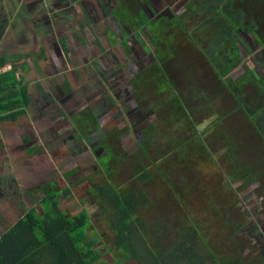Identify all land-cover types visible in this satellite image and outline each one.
Returning a JSON list of instances; mask_svg holds the SVG:
<instances>
[{"label":"rangeland","instance_id":"obj_1","mask_svg":"<svg viewBox=\"0 0 264 264\" xmlns=\"http://www.w3.org/2000/svg\"><path fill=\"white\" fill-rule=\"evenodd\" d=\"M0 1V12L1 8L9 12V9L13 7L8 2ZM47 3V0H42V5L40 2L42 12L45 11ZM132 3L134 5L135 0H132ZM37 7L34 4L31 5V12L21 11L24 23L19 19L9 23L11 29L14 26L17 30L14 28L10 31L9 27L7 29L8 20L0 21L2 24V27L0 25V46L9 48V45L18 43L25 45L16 46L18 52L32 50L34 52L38 41L44 48V39H50L51 42L52 37H56L55 33L51 32L55 29L56 14L47 13L48 11L42 14L41 8ZM35 15L38 19L36 17L35 21L29 20ZM47 17L51 21L50 24L47 23ZM143 27V24H139L131 29L132 32L138 31L134 34L140 46L132 42L135 50L140 54L153 52L158 61L157 64L150 63L142 67L143 72L134 76L133 79H128L127 82L134 89L133 95H138L146 99L151 106H155L156 118L153 125L158 131L156 141L147 146V155L139 151L134 139H129L126 135L123 140V128L118 127L121 122L120 116L114 115L112 123L115 127L106 131L102 140L108 153L104 158L96 161L100 165L99 175L90 177L88 180L94 185L109 182L122 189L140 186L151 198L153 204L150 209H145L142 213L146 220L154 221L155 219L156 221L161 218L160 221L167 223L173 233L183 222L186 223L185 226H190L186 212H192L199 231L216 258L239 259L241 264H264V144L259 137L261 135L264 137V129L260 128L258 129L260 132L256 131L250 122L251 117L246 113L245 115L241 109L242 106L239 107L228 91L219 85L214 70L206 62L205 58L211 52L215 35L183 33L182 30L172 33L171 30L168 31L170 33H155L157 40L150 47V42L139 36L140 29ZM75 35L79 38L78 42L86 40L84 33H75ZM112 35L114 34L110 33L109 36ZM87 37L89 38V34ZM63 38L67 43L71 37L66 40L65 36ZM124 38L127 39L126 34ZM111 48L109 46L110 51L107 54L110 60L112 58L110 54L114 53ZM92 51L96 54V50L92 49ZM101 51L103 52V48ZM202 51L205 53L203 54ZM7 56L11 58L12 54ZM23 56L25 59L32 60L26 70L20 68L18 74L25 72L27 82L31 83L33 97L35 94L36 99L44 97L42 82L35 81V78L45 79L44 69L40 66L41 62L36 60L35 56L25 54ZM116 56L118 60L112 58L111 61L124 63L122 56L117 54ZM16 65L19 68L21 63ZM34 83L38 85L37 89ZM90 85L95 90L92 82ZM246 90L255 91L251 86L246 87ZM250 98L252 103L256 104V108L264 109V95L250 96ZM36 99L34 97L28 108L29 117L23 118L25 122L17 120L11 125L8 123L0 125V140L5 139L6 143H10V146L17 151L18 145H21L19 139L22 137L19 132L27 134L21 128L35 121L32 133L37 139L35 141L39 139L42 141V162L40 158L32 156L24 159V152L21 153L24 151L22 145L19 153L12 151L14 157L9 163H6L7 158L0 159V174L5 175L3 170L12 169L17 163L24 164L28 170L35 167L34 165L42 167L40 170L35 167L37 170L30 171L32 175L15 174V182L9 181V177L0 179V210L12 220L26 213L31 205L36 206L37 211L42 213L39 199L36 198L43 195V190L38 188L42 184L36 186L35 179L38 176L47 175L50 171L55 174L53 177L56 179L57 190L62 189L64 181H67L68 186L73 187L70 195L61 196L62 208L68 213H75L82 208L88 209L94 216L92 229L103 236L98 247H101V252H106L105 247H111L113 243V234L102 217L98 215L100 206L96 198L85 191L83 180L80 181L81 174L76 172L62 179L63 172L70 162L66 157H62V153L66 150L59 142L62 132L58 130L59 128L57 129L55 118L52 124L53 118H50L48 113V121H42L44 109L42 98L40 102ZM246 105L248 106L247 101ZM247 106L246 108L250 107ZM74 116V124L86 125L88 118L85 113L77 112ZM42 123L46 127L42 126ZM134 126L140 131L145 129V117L138 118ZM197 130L201 131L203 140L198 138ZM159 132L161 133L158 134ZM92 134L100 135L94 125H91V131L87 133V136ZM175 136L179 137L180 141H186L185 150L190 154L187 159L182 158L181 152L176 151V146L170 144ZM40 146L41 144L36 142L27 146L26 150H38ZM229 146L235 148V157L237 156L238 161L243 162L242 168L237 170L239 172H234L229 164L234 163L229 158ZM208 151L211 155L206 153ZM61 157L62 160H60ZM51 163L55 165V169L50 170ZM245 164H249L251 172L258 175L252 178L253 184L249 188H244L245 178L241 179L242 172L248 171ZM142 165L146 167L153 179L136 178L135 175ZM66 171L68 172L69 169ZM161 172L166 175V178L160 175ZM10 177L12 179L13 175ZM239 225L242 229L238 231ZM109 257H111L110 254L106 253L103 260L110 263Z\"/></svg>","mask_w":264,"mask_h":264},{"label":"flooded vegetation","instance_id":"obj_2","mask_svg":"<svg viewBox=\"0 0 264 264\" xmlns=\"http://www.w3.org/2000/svg\"><path fill=\"white\" fill-rule=\"evenodd\" d=\"M2 1L13 6L9 12L5 8H1L0 12V18H2L0 21L8 20L7 29L9 27L10 31L15 27L12 26L11 29L9 23L14 22L15 19L24 23L21 11L31 12V5L36 4L37 8H41L42 14L46 11L56 14L55 29L51 31L56 37L53 36L51 42L50 39H44V48L39 41L38 45L35 44L37 49L34 52L33 50L18 52L16 46H25L18 43L9 45V48L0 46V56L8 57L7 54L10 56L12 54L11 58L8 57L10 61L8 66L2 71L18 67L16 63H21L18 70L20 68L26 70L23 66L25 64L28 66L32 59H25L24 54L35 56L36 60L41 62L40 66L44 69L45 79L35 78V81L42 82L44 97L37 96L36 99V94L34 97L39 102L42 98V108H44L42 121H48V118H43L48 113V116L53 118L52 124L55 118L57 129L59 128L58 130L62 132L59 142L66 149H63L62 157L70 160L62 179L79 172L82 176L80 181L83 180L87 194L96 186L91 184L88 178L100 173L98 170L100 165L96 161L104 158L108 153L102 140L106 131L115 127L112 123L114 115L120 116L121 122L118 127L123 128V140L126 135L129 139H134L139 151L155 143L158 132L153 125L156 118L155 106H151L146 99L133 95L134 89L127 82L128 79H133L134 76L142 73V67L150 63L157 64L158 61L153 52H143V54L136 52L133 43L139 45L137 36L134 34L138 31L132 32L131 29L139 24L144 25L140 29L139 36L146 38L150 42V47L157 40L155 33H170L168 31L171 30L172 33L182 30L183 33L215 35L211 52L206 55V62L214 70L219 85L228 91L232 100L239 107L240 103L243 104L241 109L244 114L247 101V107L250 106V113H252L249 115L250 122L256 131L260 132L258 129H264V109L256 108V104L252 103L250 98V96L264 95V0H135L136 5H133L132 0H47L46 9L43 12L40 6L42 0ZM108 16L109 19H107ZM36 17L38 19L35 15L29 20L35 21ZM47 23H51L49 17H47ZM0 25L2 27V24ZM75 33H84L86 40L78 42L79 38ZM110 33L114 35L109 36ZM125 34L127 39L124 38ZM63 36L65 40L68 37L73 40L70 38L69 42L65 43ZM109 46L114 50V55L110 54V56L118 60L116 54L120 55L125 60L124 63L114 62L111 61L112 58L111 60L108 58ZM92 49L96 50V54ZM202 52L205 53V51ZM154 55L155 60H153ZM20 75L24 76L23 80L26 79L24 83L29 84V94H31V83L27 82L25 72ZM90 82L95 90L91 88ZM35 83L33 85L37 89L38 85ZM35 86H33L34 89ZM249 86L255 91L248 92L246 87ZM77 112L87 115L88 121L85 126L73 123ZM140 117H145L146 125V128L141 131L134 126V122ZM91 125L96 126L100 135L87 136V133L91 131ZM42 126L46 127L44 123ZM32 127L33 123L23 125L22 131L28 134V139L25 140L23 137L19 139L21 145H18L17 151L0 140V159L7 158L6 163H9L8 156L13 155L12 151L19 153L23 145L24 151L21 153L24 152V159L32 156L40 158L42 162L43 144L40 139L35 141ZM259 137L264 144V137L262 135ZM36 142L41 144L40 148L32 150V155L31 152L27 155L26 152L29 151L26 150L27 146ZM3 155L6 157H2ZM78 161L85 162L80 164ZM50 166V170L55 169L52 163ZM1 168L4 169V167ZM67 169H69L68 172ZM3 171L5 175L0 174V179L9 177V181L15 182L16 173H11L9 168ZM53 175L55 174L50 171L44 175L47 177L46 181L55 179ZM35 182L38 186L37 179ZM64 183L68 185L67 181Z\"/></svg>","mask_w":264,"mask_h":264},{"label":"trees","instance_id":"obj_3","mask_svg":"<svg viewBox=\"0 0 264 264\" xmlns=\"http://www.w3.org/2000/svg\"><path fill=\"white\" fill-rule=\"evenodd\" d=\"M9 62L8 57L0 56V125H11L17 120L23 122V118L29 117L28 108L33 99L29 94L30 86L24 83L23 75H18L17 67L2 71ZM240 106L243 104L240 103ZM244 110L248 115L252 114L249 108ZM19 133L28 138L27 134ZM200 134L201 131L197 130L198 138L203 140ZM1 142L6 143L5 139ZM170 144L176 146L182 158L187 159L190 155L185 150L186 141H180L179 137L175 136ZM234 150L229 146V158L234 162L229 164L234 172H239L237 170L242 168L243 162L238 161ZM142 152L147 155V149ZM206 153L211 155L209 151ZM12 157L14 154L8 156L9 161ZM245 165L248 171L242 172L241 179L245 178L244 188H249L256 173L251 172L249 164ZM34 166L39 170L41 168ZM35 167L28 170L24 164L17 163L10 172L32 175L30 171L37 170ZM160 175L166 178L162 172ZM135 176L144 180L153 179L144 165ZM46 180L44 175L37 177L39 184H42L38 188L43 190L42 197H36L42 213L31 205L26 213L12 220L0 210V264H241L239 259L216 258L199 231L192 212H186L190 226H185L183 222L172 233L169 225L160 221L161 218L148 221L142 216L143 211L153 204L140 186L122 189L109 182L98 184L90 190L100 206L98 215L114 238L111 247H105L106 252H101L98 246L103 236L92 229L94 216L89 210L82 208L68 213L62 208L61 196L70 195L73 187L63 182L62 189L57 190L55 179ZM237 228L239 231L242 226ZM106 253L111 256L110 263L103 260Z\"/></svg>","mask_w":264,"mask_h":264},{"label":"crops","instance_id":"obj_4","mask_svg":"<svg viewBox=\"0 0 264 264\" xmlns=\"http://www.w3.org/2000/svg\"><path fill=\"white\" fill-rule=\"evenodd\" d=\"M28 119H29V118H28ZM32 123H34V121H33Z\"/></svg>","mask_w":264,"mask_h":264}]
</instances>
